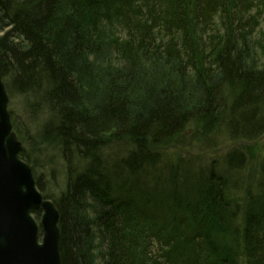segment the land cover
Returning a JSON list of instances; mask_svg holds the SVG:
<instances>
[{"label": "trees", "instance_id": "16d2710c", "mask_svg": "<svg viewBox=\"0 0 264 264\" xmlns=\"http://www.w3.org/2000/svg\"><path fill=\"white\" fill-rule=\"evenodd\" d=\"M0 73L61 264H264V155L229 175L264 135V0H0ZM224 139L221 172L164 161Z\"/></svg>", "mask_w": 264, "mask_h": 264}, {"label": "water", "instance_id": "95a60500", "mask_svg": "<svg viewBox=\"0 0 264 264\" xmlns=\"http://www.w3.org/2000/svg\"><path fill=\"white\" fill-rule=\"evenodd\" d=\"M0 73V264H61L59 213L37 188ZM40 212L39 222L33 217Z\"/></svg>", "mask_w": 264, "mask_h": 264}, {"label": "rangeland", "instance_id": "374dc122", "mask_svg": "<svg viewBox=\"0 0 264 264\" xmlns=\"http://www.w3.org/2000/svg\"><path fill=\"white\" fill-rule=\"evenodd\" d=\"M22 100L20 97L18 96H13L12 98L9 99L8 102V109L11 110V112L14 115L16 124L19 128H22L23 126L25 127L26 130L29 131V133H31L34 130V126L32 125V120L30 118H28V114L25 113L24 108L22 106ZM11 119V118H10ZM13 128V126H12ZM13 130L15 131V129L13 128ZM22 145H23V152L26 151L27 149V145L24 141V139H22ZM123 146V145H122ZM227 140H222L219 141L218 143H215V145L211 148L206 147L202 144H192V145H185V146H181V147H177L174 149H169L168 150V155L164 158V161L167 160H174L176 155H181L183 157H188L190 158L192 161H195L196 164L192 166V168L197 169L199 167V165H203V168L207 169L209 165L213 164V166H215L214 168L216 170H219L221 172V169L223 167V160H224V156L227 152ZM43 147V151L41 152V154L38 156V160H39V164H41L42 166H44L43 169L39 170L42 175H43V179L45 180V182L47 183V186H51L52 183H57V186L55 188H53V192L54 195L57 194L56 189L58 186H60L63 181L61 178V174H58L60 172V168L57 167V151L52 149V148H46L44 146ZM254 147H257V149L254 151L256 159L255 160H248L245 162L244 167L239 168V170L234 171L232 173H230L229 175L231 176H237V178H241V176H243V178L247 175L250 174V172L252 173V170L256 169L257 167V160L264 155V135L261 136V138L256 142L255 145H252L251 148L253 149ZM105 153L108 157L109 155H115L116 152L115 150H112V148H106ZM174 158V159H172ZM46 159H51L50 163L52 165V167H48L47 163L45 162ZM43 163V164H42ZM218 166V168H217ZM53 170V173L51 170ZM218 171V172H219ZM234 173V174H233ZM164 180V177H162L160 179V182H162ZM144 184H142L143 186ZM48 187V188H49ZM145 188L144 193L141 194L145 203L149 204V206L152 204V200H151V193L154 191L152 190L153 187H146L143 186ZM242 190H237V194L241 195ZM42 193V192H41ZM140 196V194H138ZM135 202L136 203H140L141 201L137 198V196H134ZM154 200V199H153ZM33 217L35 218V220L37 222H39L40 219V212H38V214H36L35 212L32 214Z\"/></svg>", "mask_w": 264, "mask_h": 264}]
</instances>
